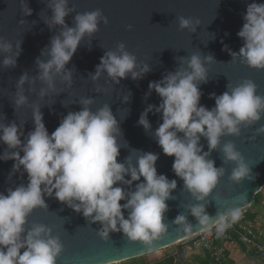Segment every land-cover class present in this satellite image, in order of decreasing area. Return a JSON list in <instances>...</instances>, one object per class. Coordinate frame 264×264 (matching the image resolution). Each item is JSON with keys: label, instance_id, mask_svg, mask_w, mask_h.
Masks as SVG:
<instances>
[{"label": "clouds", "instance_id": "obj_1", "mask_svg": "<svg viewBox=\"0 0 264 264\" xmlns=\"http://www.w3.org/2000/svg\"><path fill=\"white\" fill-rule=\"evenodd\" d=\"M50 26L64 27L60 36L51 40V47L42 55L49 59L38 60L39 80L47 85L41 90V97L49 91H56L55 77L64 73L85 35L92 36L98 31L102 12L95 10L78 14L76 26L67 27L65 18L71 9L68 0H51ZM26 15L32 10L24 6ZM244 24L238 36L244 41L239 53L231 52L233 61L239 60L247 66L264 70V3L253 2L247 6ZM107 23V18H104ZM200 21L196 20L195 24ZM131 28V26H129ZM180 29L195 31L191 18L179 17ZM19 49V45H17ZM227 50V46L225 45ZM12 44L0 38V52H11ZM19 56V51L16 57ZM211 63L214 57L206 58ZM16 58L7 56L5 67L15 66ZM187 68L169 73L161 81L149 84L161 98L159 106L149 105L141 114L138 123L146 131L151 130L148 119L150 112L162 114V123L155 130V137L167 156L174 157L173 171L184 182V188L195 200L204 201L225 175L223 167L217 168L215 161L208 159L210 152L220 148L225 163H234L230 179L239 183L250 177L251 169L245 158L225 136H240L242 129L258 122L264 116V95L258 94V86L252 80H244L229 90L215 96V107L209 110L201 105V83H207L208 69L205 59L193 54L183 61ZM137 58L120 43L118 51H109L101 58L93 80L104 71L116 83L131 74L133 79L141 78L150 68L145 65L137 71ZM27 73L17 84L15 105L20 108L28 103L24 95ZM71 84V72L63 76ZM150 94V93H149ZM128 97H125V102ZM80 111L69 112L54 132L49 131L40 107L34 106V130L22 139L20 127L12 122L0 123V142L7 149L0 160L14 161L13 173H27L28 183L0 192V264H57L64 246L52 229L43 224L26 228L28 217L38 208H46L44 195L53 194L62 203L82 213L92 223H99L98 235L107 241L110 233L122 232L132 242H140L150 249L154 242L163 238L169 230L164 222L168 210L167 201L177 188L176 180L158 174L156 163L159 156L143 153L136 164L131 157L127 163L118 161L121 145L118 137L122 134L118 120L109 105L93 112L89 107L93 101H81ZM182 134V135H181ZM264 134V126L257 130ZM201 137L208 141L209 152L201 146ZM19 149V150H17ZM23 153V155H21ZM130 176L131 179H126ZM135 191H125L120 184L132 186ZM125 201V203H121ZM125 211L128 212L127 218ZM190 213L199 225L209 224V215L202 203L190 206ZM241 216L238 207L229 208L217 215V231L222 233L229 225L228 219L237 221ZM174 223L178 230L191 233L193 225L184 215Z\"/></svg>", "mask_w": 264, "mask_h": 264}, {"label": "water", "instance_id": "obj_2", "mask_svg": "<svg viewBox=\"0 0 264 264\" xmlns=\"http://www.w3.org/2000/svg\"><path fill=\"white\" fill-rule=\"evenodd\" d=\"M253 2L264 3V0H68L71 11L65 18L67 27L74 28L75 17L85 12L100 10L102 18L98 31L92 36L85 35L64 73L55 77L56 91H49L41 97V90L47 85L38 78L40 69L37 61L46 62L49 59L42 52L50 49L51 40L60 36L64 27L50 26L53 15L49 6L51 0H0V38L12 44L11 52H0V123L8 125L15 122L24 134L22 139H26L27 134L34 130V106L40 107L51 134L69 112L80 111L84 107L82 100L93 101L89 106L93 112L107 104L118 120L122 133L118 137L121 145L118 161L127 163L131 157L135 165L143 153L157 154L158 174L177 181V188L167 201L168 210L164 214V222L168 224L169 230L162 239L154 242L151 249L140 242L130 241L122 232L110 233L109 239L105 241L98 235L101 229L99 223H92L82 213L60 202L54 194L51 197L45 194L47 207L34 210L28 217L26 228L43 224L52 229L53 236L61 239L64 250L57 264H109L148 255L211 228L218 221L217 215L229 208L242 209L253 204L255 195L264 187V134H257V130L264 126V116L260 121L243 128L240 136H225L221 142V147L228 141L236 145L251 169L250 177L239 183L231 181L235 164L224 162L220 148L212 150L208 159L215 161L217 168L223 167L225 175L217 188L202 202L195 200L184 188L183 180L173 171L175 158L165 155L156 140L155 130L162 123V114H148L150 131L138 123L149 105L159 106L161 103V98L149 89V84L161 81L169 73L187 68L183 61L190 59L193 54L205 59L208 69L207 83L200 84V103L209 110L215 107L212 94L222 95L229 90V84L234 87L244 80H252L258 86V94L264 95V70L251 68L239 60L233 61L230 54L239 53L244 44L238 32L243 27L247 6ZM25 5L32 10L31 15L25 14ZM181 16L193 20L195 31L180 29ZM104 18H107V23ZM196 20L200 23L195 24ZM120 43H124L126 50L136 56L137 71L145 65L150 71L139 79H133L129 74L119 83L104 71L98 79L93 80L101 58L109 51H118ZM209 55L214 57L211 63L206 60ZM7 56L16 58L15 66L3 65ZM68 72H71V84L63 80ZM25 73L29 77L24 84L28 103L17 108V84ZM125 97H128L127 102ZM200 143L203 150L209 152L207 139L201 137ZM6 149L7 146L0 142V155ZM13 164L11 160H0V192L4 194L9 188L28 183L27 173L23 169L13 173ZM142 181L143 177L132 186H117L123 187L125 191H135V185ZM197 203L205 206L209 215L208 225H199L191 215L190 206ZM127 215L125 211L126 218ZM179 215H184L187 222L193 225L191 233L178 230L174 221ZM184 263L185 252H181L178 256L169 255L148 264Z\"/></svg>", "mask_w": 264, "mask_h": 264}, {"label": "built area", "instance_id": "obj_3", "mask_svg": "<svg viewBox=\"0 0 264 264\" xmlns=\"http://www.w3.org/2000/svg\"><path fill=\"white\" fill-rule=\"evenodd\" d=\"M249 208L250 206L240 209L241 216L237 221L232 222L229 218L227 221L229 226L222 233H218L217 231V221L211 228L188 239H192L196 248L205 249L215 262L221 263L224 259L225 249L224 247L215 245V237L221 236L231 239L232 233L236 232L239 234V240L258 254L259 263L264 264V228L260 226L258 217L255 216L253 219L248 218ZM121 263L113 262L109 264Z\"/></svg>", "mask_w": 264, "mask_h": 264}, {"label": "trees", "instance_id": "obj_4", "mask_svg": "<svg viewBox=\"0 0 264 264\" xmlns=\"http://www.w3.org/2000/svg\"><path fill=\"white\" fill-rule=\"evenodd\" d=\"M263 193H264V187L262 188V190L260 192H258L255 195L254 202L249 208V214H248V218L249 219H253L256 216V212L253 211V205L258 204L259 202H261V199L264 198V194ZM227 241H235L237 243L243 244L239 240V234L236 233V232L232 233V238L231 239L224 238V237H221V236H216L214 243L217 246H221ZM184 244L185 245L182 246V248L184 250L188 249V247H190L193 250L196 249L195 245L193 244L192 239H188V240L184 241ZM190 258H192L191 261L188 260L185 264H230V262H231L230 260H228L226 253H224V259L221 261V263L215 262L210 257V255L207 253V251L205 249H202V251L199 254L192 255ZM130 261L134 262V264H148L151 260L148 259L147 255H144V256H141V257L134 258L132 260L130 259ZM121 264H123V262Z\"/></svg>", "mask_w": 264, "mask_h": 264}, {"label": "crops", "instance_id": "obj_5", "mask_svg": "<svg viewBox=\"0 0 264 264\" xmlns=\"http://www.w3.org/2000/svg\"><path fill=\"white\" fill-rule=\"evenodd\" d=\"M258 205H261L262 207H264V198L261 199V202H259ZM256 217H258L260 222L262 223V224H260V226L262 228H264V213L262 212V215L260 216L256 212ZM178 247H180V246H178ZM221 247H224L227 258H228V260L231 261L230 264H260L258 254L253 249L246 247L243 244L237 243L235 241H227L223 245H221ZM173 250H175V249H173ZM201 251H202L201 248H196L193 250L190 247H188V249H185L184 250V252H185V263L190 259V257L192 255H197Z\"/></svg>", "mask_w": 264, "mask_h": 264}, {"label": "rangeland", "instance_id": "obj_6", "mask_svg": "<svg viewBox=\"0 0 264 264\" xmlns=\"http://www.w3.org/2000/svg\"><path fill=\"white\" fill-rule=\"evenodd\" d=\"M264 194V193H263ZM253 210L256 211L260 216L262 215V212L264 213V207H262L261 205H258V204H255L253 205ZM259 224H262L259 220ZM186 241V240H184ZM184 241L182 242H179L173 246H170L168 248H165V249H162V250H159L157 252H154V253H151V254H148L147 257L148 259L150 260H153V259H158L160 258L162 255L172 251L173 249H175L176 247L180 246H184ZM197 251V250H196ZM192 258L189 259V261H191ZM132 260V259H131ZM123 264H134V262L130 261V260H127V261H124Z\"/></svg>", "mask_w": 264, "mask_h": 264}, {"label": "flooded vegetation", "instance_id": "obj_7", "mask_svg": "<svg viewBox=\"0 0 264 264\" xmlns=\"http://www.w3.org/2000/svg\"><path fill=\"white\" fill-rule=\"evenodd\" d=\"M181 252H184V249H183L182 247H177V248H175V250H172V251H170V252H168V253L162 255V256H161L160 258H158V259H153V260H151L150 262H154V261L161 260V259H163V258H165V257H167V256H169V255H173V254L178 256V254L181 253ZM150 262H149V263H150Z\"/></svg>", "mask_w": 264, "mask_h": 264}]
</instances>
